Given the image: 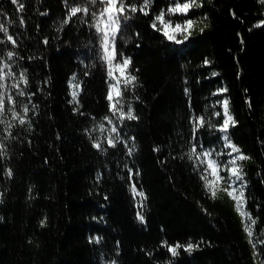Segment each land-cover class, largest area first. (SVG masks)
I'll return each instance as SVG.
<instances>
[{"label": "trees", "instance_id": "1", "mask_svg": "<svg viewBox=\"0 0 264 264\" xmlns=\"http://www.w3.org/2000/svg\"><path fill=\"white\" fill-rule=\"evenodd\" d=\"M19 2L22 12L0 0V23L17 42L13 48L0 34V58L28 79L26 88L20 85L26 95L10 87L14 78L4 81V91L15 97L21 115L29 107L23 125L8 111L0 115V264H264V4L198 0L202 6L187 17H170L173 25L196 22L182 44L150 27L161 9L169 18L175 0H152L149 15L137 12L122 22L117 47L131 59L128 71L136 77L122 102L138 119L121 124L105 98L106 66L90 17L81 12L62 26L70 8L84 0ZM8 51L16 53L11 61ZM74 90L78 103L70 102ZM225 98L237 122L227 135L249 157L237 164L244 211L254 225L236 211L222 190L226 184L211 197L187 157L197 141L198 151L203 145L223 152L213 155L221 165L238 155H227L231 149L218 130ZM194 116L208 121L195 141ZM113 125L120 135L115 148L106 139L117 135L109 131ZM94 141L102 147L94 148ZM220 175L227 179L228 173ZM133 185L146 199L133 193ZM189 241L197 245L191 252L168 251V245Z\"/></svg>", "mask_w": 264, "mask_h": 264}, {"label": "snow or ice", "instance_id": "2", "mask_svg": "<svg viewBox=\"0 0 264 264\" xmlns=\"http://www.w3.org/2000/svg\"><path fill=\"white\" fill-rule=\"evenodd\" d=\"M12 4L17 5L18 11L24 10L23 3L19 2V0H11ZM261 4H264V0H259ZM152 0H139V7L137 6V0H84V6H72L70 8L69 16L62 21V26L64 24H68L72 17H76L78 13H83L84 17H90L91 23L89 24L90 28L95 29V34L97 36L98 41V56L100 61L106 66V76H107V94L106 100L109 102V111L113 116H116L118 113V119L121 124L127 120H135L138 117L134 114V110L132 109L131 104L127 105V111H124V103L122 102V97L124 92L128 90L129 85L135 87L136 77L132 75L128 70L131 64V59L128 57H124L123 53L119 51L117 47V39L118 35L122 30V22H127L131 19L134 14L137 12L142 13L143 15H149L148 9L151 7ZM201 7L202 4L198 3V0H185V2L181 3L179 0H175L174 6H170L167 9V16L163 9L156 14L150 24V27L158 32H161L162 35L169 41H173L176 44H182L184 41L189 40L191 35V30L195 27L196 22L192 19L186 18L181 23H176L173 25L170 17L174 14H181L184 17H187L189 10L193 7ZM42 15H46V13H42ZM206 20L207 17H204ZM19 23L21 25L24 24L23 18L20 19ZM261 25H264V21H261ZM260 25H257L259 27ZM204 29L201 28L200 32H203ZM0 34L6 36L8 42H10L15 48L16 40L12 35L8 34V28L4 23H0ZM177 35L181 36L182 39H177ZM3 40H0V43H3ZM44 43H48L47 40ZM16 53L14 51H8L6 53V57L8 61L14 59ZM205 64L210 63L208 60L204 61ZM7 69V71H5ZM119 73V75H117ZM87 74V73H86ZM213 75H217L213 73ZM8 78H14L15 82L10 85L12 89L16 90V95L24 96L26 95L25 89L21 88L20 85L23 84L25 88L28 84V79L25 72H21L19 76H16V73L12 71V66L8 62H4L2 58H0V115L4 114L5 111L11 113L12 119H19V123L21 125L26 123L24 116L29 112V107L27 104L23 107V115L15 110L16 100L15 97L11 94H6L4 91L8 85L4 83V81ZM75 80V77H73ZM114 81V83L112 82ZM123 84V90H121L120 85ZM70 87L74 89H79V84H73L72 81H69ZM227 89L223 88L219 90V93H214V95L222 94L226 92ZM78 91L74 90L71 93L72 100L71 103H78L77 96ZM6 104L10 105V107L6 108ZM223 108V122L219 126V131L225 133L223 136L224 147L230 148L231 152L227 153V155L231 156L232 153H237L235 157L231 160L227 161L226 164L221 165L220 162L216 159H213V155L216 156L223 155V152H217L215 148L205 149L203 145H200V150L198 151L197 143L192 144L190 147L187 157L190 161L193 162V168L195 170L200 171V178L204 181V186L209 190L212 198L216 197L217 190L219 189V185L221 183L226 184L227 187L222 190L226 192V194L231 197L235 202L236 211L242 216L251 221V224H255V220L252 219L249 213L244 211V185L242 183L243 173L240 165L237 164V161H243L249 159L246 155L242 154L239 147L234 145L229 136L227 135L229 125H236V120L229 113V101L228 99H224L222 101ZM213 115L220 117V112H215ZM104 120L108 122V124H113V121L108 116L104 117ZM208 123L204 116H194L192 120L193 125V135L192 139L197 140L196 133L197 131L204 127L205 124ZM7 127H12L11 123L7 124ZM99 129L101 131L104 130V124H99ZM112 133H117L115 136H108L107 144L109 147L115 148L117 142L120 141V135L118 133V129L115 125L111 129H109ZM134 139V138H133ZM93 147L100 149L102 145L98 142H93ZM125 147H128L125 144ZM134 147V145H133ZM128 154H132V147H128ZM222 171H226L228 173L227 179L224 176H221L220 173ZM131 173V169H129ZM9 176L11 175V170H8L7 173ZM241 182L239 187H234L235 182ZM132 191L135 195H138L142 198L144 196L143 192H137L135 185L132 187ZM138 219L143 222L144 217L140 213H137ZM45 221H41V226H44ZM245 231L249 237L252 236V231L249 225H245ZM99 242V241H97ZM251 242V240H250ZM165 245L167 242H164ZM194 245L191 241L187 243V245H181L177 243L174 246L168 245V251L172 256H177L178 249L183 248L184 251L191 252ZM114 264V262H113Z\"/></svg>", "mask_w": 264, "mask_h": 264}]
</instances>
